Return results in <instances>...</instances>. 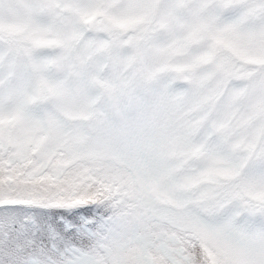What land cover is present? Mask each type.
Here are the masks:
<instances>
[{"label": "snow or ice", "instance_id": "obj_1", "mask_svg": "<svg viewBox=\"0 0 264 264\" xmlns=\"http://www.w3.org/2000/svg\"><path fill=\"white\" fill-rule=\"evenodd\" d=\"M0 264H264V0H0Z\"/></svg>", "mask_w": 264, "mask_h": 264}]
</instances>
